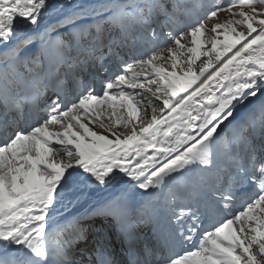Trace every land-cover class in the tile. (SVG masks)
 I'll use <instances>...</instances> for the list:
<instances>
[{"label":"snow or ice","instance_id":"6c2138e0","mask_svg":"<svg viewBox=\"0 0 264 264\" xmlns=\"http://www.w3.org/2000/svg\"><path fill=\"white\" fill-rule=\"evenodd\" d=\"M114 237L264 264V0H0V264Z\"/></svg>","mask_w":264,"mask_h":264},{"label":"rangeland","instance_id":"374dc122","mask_svg":"<svg viewBox=\"0 0 264 264\" xmlns=\"http://www.w3.org/2000/svg\"><path fill=\"white\" fill-rule=\"evenodd\" d=\"M63 2H64V0H61L60 3H55V4L58 6V5L62 4ZM88 2H89V0H76V2L71 0V4L72 5H75V4H78V3H88ZM64 10H68V9H64ZM53 15H54V13H53ZM95 130L99 131L98 128H96ZM61 155H62V153H61ZM86 206H87V204L84 205V207H86ZM78 209H83V208H78Z\"/></svg>","mask_w":264,"mask_h":264},{"label":"bare ground","instance_id":"6f19581e","mask_svg":"<svg viewBox=\"0 0 264 264\" xmlns=\"http://www.w3.org/2000/svg\"><path fill=\"white\" fill-rule=\"evenodd\" d=\"M60 1L61 0H52V3L54 4V5H56L55 3H60ZM74 2H76V0H73Z\"/></svg>","mask_w":264,"mask_h":264}]
</instances>
